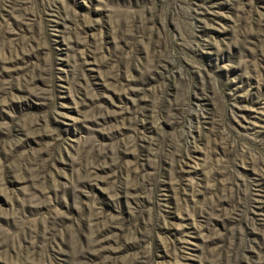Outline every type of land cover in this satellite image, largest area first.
I'll use <instances>...</instances> for the list:
<instances>
[{"label": "rangeland", "instance_id": "obj_1", "mask_svg": "<svg viewBox=\"0 0 264 264\" xmlns=\"http://www.w3.org/2000/svg\"><path fill=\"white\" fill-rule=\"evenodd\" d=\"M0 264H264V0H0Z\"/></svg>", "mask_w": 264, "mask_h": 264}]
</instances>
